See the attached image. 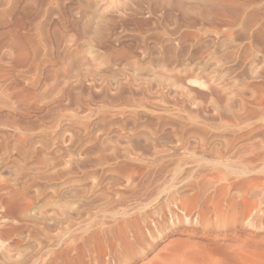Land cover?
Wrapping results in <instances>:
<instances>
[{
    "label": "rangeland",
    "instance_id": "rangeland-1",
    "mask_svg": "<svg viewBox=\"0 0 264 264\" xmlns=\"http://www.w3.org/2000/svg\"><path fill=\"white\" fill-rule=\"evenodd\" d=\"M256 50L264 0H0V264H264Z\"/></svg>",
    "mask_w": 264,
    "mask_h": 264
},
{
    "label": "bare ground",
    "instance_id": "bare-ground-1",
    "mask_svg": "<svg viewBox=\"0 0 264 264\" xmlns=\"http://www.w3.org/2000/svg\"><path fill=\"white\" fill-rule=\"evenodd\" d=\"M153 1H154V0H153ZM180 1H181V0H180ZM168 2H169V1H168ZM175 2H176V1H175ZM136 3H137V2H136ZM172 5H173V4H172ZM168 6H169V5H168ZM183 6H184V5H183ZM183 6H182V7H183ZM176 7H177V6H176ZM209 8H210V7H209ZM206 9H207V8H206ZM67 45H68V44H67ZM69 46H70V45H69ZM87 47H88V46H87ZM69 48H70V47H69ZM257 48H258V47H257ZM67 49H68V48H67ZM87 49H88V48H87ZM68 50H69V49H68ZM74 50H75V49H74ZM79 50H80V48H79ZM79 50H78V51H79ZM245 50H246V49H245ZM256 51L259 52V54L256 56L257 53L252 52L251 57H250V61H251V63H250V65H251V71H254L256 68H260V67H256V66L258 65L259 59L262 60V63L264 62V51H263V50H262V51H258V50H256ZM81 52H82V51H81ZM84 53H85V52H84ZM87 53H88V52H87ZM87 53H86V55H87ZM79 54H80V53H79ZM121 54H122V53H121ZM123 54H124V53H123ZM72 55H73V54H72ZM86 55H85V56H86ZM90 55H91V54H90ZM107 55H109V54L107 53ZM249 55H250V54H249ZM80 56H81V55H80ZM109 56H110V55H109ZM82 57H83V56H82ZM87 57H88V56H87ZM87 57H86V58H87ZM68 58H69V57H68ZM80 58H81V57H80ZM86 58H85V59H86ZM90 58H91V57H90ZM106 58H108V57L106 56ZM110 58H111V57H110ZM246 58H247V57H246ZM78 59H79V56H78ZM83 59H84V58H83ZM95 59H96V57H95ZM67 60H68V59H67ZM87 60H88V58H87ZM111 60H112V59H111ZM245 60H246V59H245ZM76 61H79V60H76ZM90 61H91V60H90ZM106 61L108 62V60L105 59L104 62H106ZM83 62L86 63L87 61H84V60H83ZM83 62H82V63H83ZM161 62H162V61H161ZM64 63H65V62H64ZM71 63H72V61H71ZM78 63H79V62H77V64H78ZM135 63H137V62H133V64H134V68H136L135 66H137V64H138L139 62H138L136 65H135ZM259 63H260V62H259ZM262 63H260V64H262ZM74 64H75V63H74ZM83 64H84V63H83ZM92 64H93V63H92ZM98 64H99V63H98ZM109 64H110V62H109ZM109 64H108V65H109ZM66 65H67V64H66ZM68 65H69V64H68ZM102 65H103V64H102ZM131 65H132V64H131ZM153 65H154V64H153ZM263 65H264V63H263ZM263 65H260V66H263ZM105 66H106V65H105ZM105 66H104V67H105ZM127 66H128V65H127ZM142 66L144 67V69L140 67L139 72H140L141 70H144V71H145V65H142ZM146 66L148 67V65H146ZM166 66H168V65H166V64L164 65V64H160V63H158V64H157V68L160 69V70H159L160 72L158 71V73H161V74L163 75L164 73L167 74L168 72H170V71L172 70L171 68H170L171 70H169V68L166 67ZM69 67H70V65H69ZM76 67H78V66H76ZM81 67H82V66H81ZM95 67H97V66H95ZM95 67H94V68H95ZM104 67H103V68H104ZM109 67H110V66H109ZM129 67H130V69H131L133 66H132V67L129 66ZM147 67H146V70H148ZM149 67H153V66H149ZM70 68H71V67H70ZM78 68H79V67H78ZM85 68H88V66L85 67ZM111 68H112V66H111ZM134 68H133V69H134ZM167 68H168V69H167ZM71 69H72V68H71ZM97 69H98V68H97ZM97 69H96V71H98ZM105 69H106V68H105ZM130 69H129V70H130ZM158 69H156V70H158ZM237 69H238V68H237ZM78 70H79V69H78ZM80 70H81V69H80ZM80 70H79V71H80ZM84 70L87 71L88 69H84ZM107 70H108V68H107ZM109 70H110V69H109ZM111 70H112V69H111ZM156 70H154V69L151 70V69L149 68V73H150V72H152L153 74H154V72L157 73ZM256 70H257V69H256ZM72 71H73V70H72ZM92 71H93V70H92ZM100 71H101V70H100ZM105 71H106V70H105ZM120 71H121V70H120ZM132 71H134V70H132ZM135 71H136V70H135ZM173 71H176V74H179V73H177V70H173ZM52 72H53V71H52ZM60 72H61V71H60ZM66 72H67V71H66ZM75 72H77V70H76ZM84 72H85V71H84ZM106 72H107V71H106ZM115 72H116V71H115ZM125 72H126V71H125ZM125 72H124V73H125ZM127 72H128V71H127ZM139 72H138V73H139ZM142 72H143V71H142ZM142 72H140V75H141ZM247 72H248V71H247ZM257 72H258V70H257ZM257 72L254 71L253 74H254V73L256 74ZM57 73H58V72H57ZM64 73H65V72H64ZM73 73H74V72H73ZM73 73H72V74H73ZM85 73H86V72H85ZM88 73H89V72H88ZM99 73H101V72H99ZM120 73H122V72H120ZM120 73L117 72V74H120ZM134 73H135V72H133V76H132V74H130V75H131L132 77H134V75H135ZM138 73H137V75H138ZM145 73H147V71H146ZM149 73H148V74H149ZM152 73H151V74H152ZM251 73H252V72H251ZM251 73H250V74H251ZM261 73H262V69H261ZM263 73H264V72H263ZM54 74H55V73H54ZM76 74L79 75L78 72H77ZM86 74H87V73H86ZM86 74H85V75H86ZM106 74H107V73H106ZM106 74H105L104 76H106ZM114 74H115V75H114ZM114 74H113V75H114L115 77L117 76L116 78L120 77V76L116 75V73H114ZM148 74H147V75H148ZM166 74H164V75H165V78H168V79H169L170 77H172V75H170V77H166ZM176 74H175V75H176ZM255 74H254V75H255ZM68 75H69V74H68ZM70 75H71V74H70ZM82 75H83V71H82ZM88 75H89V74H88ZM91 75H92V74H91ZM102 75H103V74H102ZM130 75H129V76H130ZM145 75H146V74H145ZM154 75H155V77L157 76L156 74H154ZM158 75H159V74H158ZM168 75H169V73H168ZM263 75H264V74H263ZM74 76H75V75H74ZM94 76H95V75H94ZM122 76H123V75H122ZM143 76H144V75H143ZM149 76H150V75H149ZM149 76H148V77H149ZM159 76H160V75H159ZM241 76H243V75H241ZM247 76H248V75H247ZM260 76H261V75H260ZM260 76H259V77H260ZM111 77H112V74H111V72H110V73L107 75V81H108V82H107V85H106V86H107L108 89H109L110 87H113V86L111 85V82H109V81H111ZM137 77H138V76H137ZM151 77H152V79H151ZM151 77H149V78L151 79V80L149 79L150 82L154 79L153 76H151ZM157 77H158V76H157ZM157 77H156V78H157ZM160 77H163V76H160ZM160 77H159V82H161ZM252 77H253V76H252ZM254 77H255V76H254ZM103 78H104V77H103ZM105 78H106V77H105ZM135 78H136V77L133 78L134 81H133V83H132L131 85H133V84L135 83V81H136ZM139 78H140V77H139ZM163 78H164V77H163ZM165 78H164V81L167 80V82L169 81V83H167V82H163V79H162V82L165 83V85L170 84V83H171V80H168V79H165ZM239 78H240V77H239ZM255 78H257V77H255ZM119 79H120V78H119ZM130 79H132V78H130ZM133 79H132V80H133ZM170 79H171V78H170ZM177 79H179V77H178ZM244 79H245V78H244ZM246 79H247V78H246ZM249 79H250V78H249ZM258 79H259V78H258ZM112 80L114 81L115 79L112 78ZM120 80H123V79L121 78ZM120 80H119V82H120ZM143 80H145V79H143ZM143 80H141V82L138 83V84H140L141 86H142V85L145 86V85H144L145 82H144ZM156 80H158V79H155V81H156ZM172 80H173V79H172ZM233 80H234V79H233ZM237 80H239V79H237ZM237 80H236V81H237ZM116 81L118 82L117 79H116ZM130 81H131V80H130ZM138 81H140V80H138ZM142 81L144 82V84H141ZM147 81H148V80H146V86H147V84H149V82L147 83ZM174 81H175V80H174ZM105 82H106V80H105ZM117 82H113V84H114V83H117ZM127 82H128V80H127ZM172 82H173V81H172ZM241 82H242V81H241ZM244 82H245V81H244ZM103 83H104V82H103ZM136 83H137V82H136ZM152 83H153V82H152ZM156 83H158V82L156 81ZM156 83H155V84H156ZM166 83H167V84H166ZM177 83H179V82H177ZM234 83H235V82H234ZM237 83H238V82H237ZM105 84H106V83H105ZM126 84H127V83H126ZM138 84H135L134 86H137ZM240 84H241V83H240ZM114 85H115L116 87L119 86V85H117V84H114ZM120 85L123 86V85H125V84H122V82H121ZM127 85H128V87H129V84H127ZM150 85H151V83H150ZM156 85H157V84H156ZM158 85H162V84H158ZM171 85H172V84H171ZM175 85H177V84H175ZM178 85H180V84H178ZM178 85H177V87H179ZM243 85H244V84H243ZM106 86H105V87H106ZM109 86H110V87H109ZM167 86H168V85H167ZM180 86H181V85H180ZM240 86H241V85H240ZM119 87H120V86H119ZM119 87H118V88H119ZM123 87H124V86H123ZM130 87H131L130 89H132V86H130ZM138 87H140V86H138ZM173 87H174V86H173ZM175 87H176V86H175ZM126 88H127V86H126ZM135 88H137V87H135ZM135 88H134V89H135ZM141 88H143V87H141ZM145 88H146V87H145ZM145 88H143V90H144ZM153 88H155L154 85H153ZM158 88H159V86H158ZM158 88L156 87V89H158ZM162 88H163V87L160 86L159 90H161ZM179 88H181V87H179ZM237 88H238V87H237ZM105 89H106V88H105ZM112 89L119 90V89H116V88H112ZM137 89H138V88H137ZM148 89H149V87L147 88V90H148ZM156 89H154V90H156ZM164 89H165V87H164ZM175 89H177V88H175ZM184 89H185V88H184ZM212 89H213V88H212ZM123 90H124V89H123ZM125 90L128 91L129 89H125ZM138 90H139V89H138ZM151 90H152V89H151ZM109 91H111V90H109ZM109 91H107V95H109ZM120 91L122 92L121 88H120ZM136 91H137V90H136ZM152 91H153V90H152ZM184 91H185V90H184ZM117 92L119 93V91H117ZM140 92L143 93V92L141 91V89H140ZM145 92H147V91L145 90ZM189 92H190V91H189ZM235 92H236V90H235ZM247 92H248V91H247ZM253 92H254V91H253ZM253 92H252L251 94H253ZM110 93H111V92H110ZM153 93H154V92H153ZM219 93H220V92H219ZM236 93L238 94V92H236ZM236 93H235V94H236ZM239 93H240V92H239ZM233 94H234V93H233ZM237 94H236V95H237ZM249 94H250V93H249ZM187 96H188V95H187ZM254 96H255V95H254ZM239 97H240V96H239ZM252 97H253V95H252ZM217 98H218V97H217ZM241 98H242V97H241ZM108 99H110V98H108ZM218 99H219V98H218ZM234 99H235V98H234ZM236 99H237V98H236ZM249 99H250V98H249ZM255 99H256V98H255ZM241 100H242V99H241ZM233 102H234V101H233ZM241 102H243V101H240V103H241ZM263 103H264V102H263ZM232 104H233V103H232ZM235 104L237 105V103H235ZM242 104H243V103H242ZM262 105H263V104H262ZM233 106H234V105H233ZM237 108H238V107H237ZM241 108H243V107H241ZM260 108H261V109H260V112H259V113L262 114V116H263V114H264V107H260ZM257 110L259 111V109H257ZM233 111H234V110H233ZM240 111L242 112V110H240ZM255 111H256V110H255ZM234 112L237 113V111H234ZM238 112H239V110H238ZM241 112H240V113H241ZM248 112H250V111H248ZM251 112L253 113V112H254V109H253V111H251ZM236 113H235V116L238 114V113H237V114H236ZM242 113H243V112H242ZM252 113H249V114H251L252 116H255L256 113H255V112H254V114H252ZM136 114H137V113H136ZM247 116H248V115H247ZM241 118H242V116H241ZM241 118H240V119H241ZM249 118H250V117H249ZM237 119H238V117H237ZM241 120H242V119H241ZM251 122H252V121H251ZM242 123H243V122H242ZM243 124H244V123H243ZM238 126H239V125H238ZM238 128H239V127H238ZM259 131H260V130H259ZM248 132H249V133H248ZM248 132H247V133H248L249 137H248V136H246V137H248L249 140H250V142H251V141H252L251 138L254 136L255 130H254V128H251L250 131H248ZM256 136H257V135H256ZM108 138H109V137H108ZM261 141H263V140H261ZM261 141H260V143H261ZM117 142H118V141H117ZM248 142H249V141H248ZM253 142H254V141H252V143H253ZM258 143H259V142H258ZM117 144H118V143H117ZM244 144H245V143H244ZM246 144H248V143H246ZM246 144H245V145H246ZM249 144H250V143H249ZM256 144H257V143H256ZM128 145H129V144H128ZM152 145H153V144H152ZM156 145H157V144H156ZM261 145H262V144H261ZM247 146H248V145H247ZM263 146H264V145H263ZM242 147H243V146H242ZM249 147H250V145H249ZM251 147H252V146H251ZM251 147H250V148H251ZM253 147H254V145H253ZM253 147H252V148H253ZM238 148H239V147H238ZM254 148H256V147H254ZM245 149H247L246 146H245ZM236 150H237V149H236ZM238 150H239V149H238ZM240 150H241V149H240ZM247 150H248V149H247ZM249 150H250V149H249ZM251 150L254 151L255 149H251ZM158 151H159V150H158ZM235 152H236V151H235ZM239 152H240V151H239ZM242 152H243V151H242ZM127 153H128V152H127ZM156 153H158V152H156ZM162 153H163V150H162ZM236 153H238V152H236ZM252 153H253V152H252ZM165 154H166V153H165ZM239 154H241V152H240ZM246 155H247V154H246ZM246 155H244V156H246ZM152 156H153V154H152ZM156 156H157V155H156ZM162 156H163V154H162ZM166 156H167V155H166ZM236 156H238V155H236ZM240 156H241V155H239L238 157H240ZM259 156H260V155H259ZM163 157H164V156H163ZM242 157H243V156H242ZM242 157H241V158H242ZM157 158H159V157H157ZM226 158H227V157H226ZM226 158H225V159H226ZM146 159H147V158H146ZM222 160H223V159H222ZM226 160H227V159H226ZM234 160H235V159H234ZM237 160H238V159H237ZM242 160H243V159H242ZM180 245H181V244H180ZM183 245H185V244H183ZM177 246H178V245H177ZM174 247H175V246H174ZM189 247H191V246H189ZM195 247H196V246H195ZM178 248H179V247H178ZM168 249H169V248H168ZM180 249H181V248H180ZM195 249H196V248H195ZM195 251H196V250H195ZM195 251H194V253H195ZM184 252H185V251H184ZM188 252H189V251H188ZM242 252H243V251H242ZM197 253H198V252H197ZM201 255H202V254H201ZM165 257H166V256H165ZM183 257H185V259L187 260L188 263H191V262H193V260H194V255H193V253H190V252H189V253H185V254H176V255H173L171 258H170V257H169V258H168V257H167V258H164L163 260H160V263L158 262V264H180V262H179L180 259H182V260H180V261H181V264H182V262L185 261V260H183ZM240 258H241V257H240ZM195 259H196V258H195ZM197 261H198V260H197ZM199 261H200V260H199ZM211 261H212V260H211ZM216 261H217V260H216ZM208 264H209V263H208ZM214 264H215V263H214Z\"/></svg>",
    "mask_w": 264,
    "mask_h": 264
}]
</instances>
